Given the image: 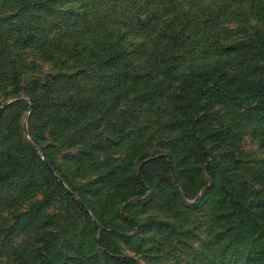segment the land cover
<instances>
[{"label": "rangeland", "instance_id": "rangeland-1", "mask_svg": "<svg viewBox=\"0 0 264 264\" xmlns=\"http://www.w3.org/2000/svg\"><path fill=\"white\" fill-rule=\"evenodd\" d=\"M259 101L264 0H0V264H220Z\"/></svg>", "mask_w": 264, "mask_h": 264}, {"label": "trees", "instance_id": "trees-1", "mask_svg": "<svg viewBox=\"0 0 264 264\" xmlns=\"http://www.w3.org/2000/svg\"><path fill=\"white\" fill-rule=\"evenodd\" d=\"M105 49L101 51L104 52ZM109 58L114 57L109 56ZM256 107H264L263 101H259ZM199 116L200 113L192 117L193 127L199 123L197 119ZM199 139L202 140L201 136ZM50 162L54 170L59 173L56 164L51 160ZM212 180L216 182L215 186L219 184L218 179L212 178ZM228 196L230 200L227 204L228 213L225 216L230 222L226 224L228 229L223 237V261H220V264H264V191L256 194L250 192L246 197L242 190L232 191ZM80 207L85 210L83 205ZM86 214L88 215V211ZM88 218L95 229L100 231L101 226L97 225L92 216L88 215ZM122 260L130 264H139V261L133 257H122Z\"/></svg>", "mask_w": 264, "mask_h": 264}]
</instances>
